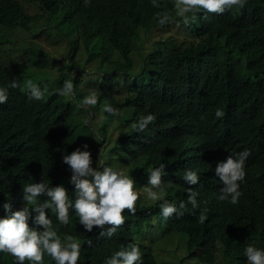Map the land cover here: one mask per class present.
<instances>
[{"label":"trees","instance_id":"trees-1","mask_svg":"<svg viewBox=\"0 0 264 264\" xmlns=\"http://www.w3.org/2000/svg\"><path fill=\"white\" fill-rule=\"evenodd\" d=\"M144 1L139 0V5ZM103 2L107 6L108 0ZM80 3L83 12L74 18L65 16V11L73 6L66 2L62 6V0H0V25L11 31V34L0 33V86L8 88V101L0 105V214H7L2 205L8 196L15 205L13 211L23 208V186L41 182L42 176L49 186L63 185L74 202V190L70 192L67 185L71 171L63 163V156L77 148L85 150L83 145L89 144L86 150H96L95 157L98 146L90 138L94 120L102 115L101 127H104L105 114L118 127L126 123L127 134L122 140L129 137L134 143L137 132L132 130V124L151 111L149 108L167 106L174 113L183 109L184 113L204 118L205 130L214 126L212 130L220 134L228 149L235 150V157L245 150L252 154L245 164L250 170L243 196L234 211L245 232L251 233L264 247V0H247L243 8L233 7L224 14L201 10L189 25L173 15L175 22L164 25L167 30L161 35L154 31L159 27L158 9L142 6V16L125 17L133 28L122 35L115 28L116 18L122 14L107 13L109 17L102 18L97 16L94 5L82 0ZM165 9L172 11L173 7L164 4ZM66 24L78 33L68 30L78 36L73 37L76 45L70 48L66 60L71 61L83 45L90 55L103 56L106 51L105 69L123 73L105 80L85 81L79 69L74 74L63 72L53 80L44 78L41 70L49 69L50 64L36 55L41 51L35 48L39 47L37 41L42 36L50 39L55 34L64 35L62 28ZM149 24L155 29L151 30ZM89 31L93 35H88ZM53 41L61 46L70 43L68 38ZM6 48L9 55L4 54ZM26 62L33 79L37 78L39 84L42 81L52 84V90L51 86L47 87L43 100H30L27 89L9 87L12 81L24 83L29 79L25 75ZM66 80L74 83L75 94L71 98L56 92ZM92 92L98 96L97 106L81 108L84 97ZM105 104L117 109L118 114L103 112ZM217 109L224 111L223 118H216ZM106 154L111 160L107 151ZM132 154L134 151L128 148L126 159ZM126 164V175L135 180L136 188L141 187L146 180L143 170L148 169H141L133 162ZM29 167H33L32 173L26 171ZM168 189L173 193L163 188L159 201L138 202L136 221L111 238L101 236L98 228L86 232L74 209H70L71 223L67 226L60 225L51 211H47L62 237L72 235L80 242L79 264H105L107 258L129 244L140 247L143 264H158L152 248L137 242V237L148 234L153 240L158 235L172 238L177 245L183 241L179 236H186L191 259L199 258L194 252L199 247L221 249L226 258H211V254L202 252L203 257L209 258L207 264H247L241 235L229 236L221 222H213L209 215L200 224V212L179 209L180 195L173 187ZM44 199L47 197L38 198V202ZM163 200L176 205L183 215L174 214L165 220L159 207ZM35 215L33 211V218ZM153 218L159 226L149 225ZM87 240L92 241L91 247ZM49 258L46 254L44 264H49Z\"/></svg>","mask_w":264,"mask_h":264},{"label":"clouds","instance_id":"clouds-1","mask_svg":"<svg viewBox=\"0 0 264 264\" xmlns=\"http://www.w3.org/2000/svg\"><path fill=\"white\" fill-rule=\"evenodd\" d=\"M82 1L87 5H94L97 16L102 18L109 17L111 13L122 14L115 22V28L122 35H126L133 28V25L125 21V17L142 16V13L144 14L142 6L160 10L156 13L158 29L154 30V26L149 25L151 30L164 32L167 30L164 25L175 22L173 15L181 19L185 25H189L195 22L201 10L210 14H224L233 7L243 8L247 4V0H145L139 5V0H108L105 6L103 0ZM65 2L66 5L73 6L65 11V16L69 17V14L75 18L83 12L80 0H62V6ZM164 4H170L173 10L163 11ZM66 25L69 27L70 24ZM69 28L78 34L75 28ZM4 32L11 34L8 27L0 25V33ZM88 35H93L92 31H89ZM55 38L62 39L64 35L55 34L50 39L42 36L39 42L37 41L39 47H35L41 50L36 55L50 64L49 69L41 70L44 78L53 80L63 72L74 74L79 69L83 71L85 81L95 78L105 80L123 73H114L105 69L106 51L103 56L90 55L87 47L82 45L71 61L66 60L65 57L76 42L72 40L69 45L61 46L59 42L53 41ZM43 39L48 42V48L41 44ZM80 50L85 53L84 62L78 61ZM4 54H10L8 48L5 49ZM11 54L14 55L13 52ZM92 62H94L93 67L89 68ZM66 64L68 65L64 67ZM27 65L25 75L29 79L24 83L18 80L12 81L9 87L19 88L21 91L27 89L30 100H43L48 91L47 87L51 86L52 90V84L49 81H42L39 84L37 78L31 77V68L28 63ZM56 92L62 97H73L75 94L73 81L66 80L63 87ZM7 101L8 88L1 84L0 105ZM97 104L98 96L92 92L84 97L80 107L95 108ZM149 109L151 111L144 113V116L131 126L132 130L137 132L134 143L129 141V137L127 140H122V136L127 134L126 123L118 127L103 114L104 127H101L102 115L92 123L94 132L90 138L99 150L95 157L93 155L96 150L91 152L86 150L89 144L83 145L85 150L77 148L71 154L63 156V163L71 171L67 185L70 192L74 190L76 197L74 202L69 199V192L63 185L49 186L43 176L41 182L23 186L25 206L20 210L13 211L15 205H12L11 197L8 196V201L2 205L7 214H0V217H3L0 218V260H2L0 264H44L46 254L50 257L49 264H79L80 242L72 235L65 234L62 237L58 229L53 226V219L49 218L47 210L51 211L60 225L67 226L71 223L70 209H74L79 224L86 232L91 233L94 228H98L101 230V236L106 235L111 238L116 232L131 227L136 221L138 202L148 199L159 201L162 198L163 188L170 191L168 189L170 187L180 195L179 209H193L200 212L198 216L200 224L205 223L208 219L207 215L213 222H221L226 234L242 236L247 264H264V247L251 233L245 232L240 217L234 211V206L240 204L243 196L250 170L245 164L246 160L250 161L252 154L245 150L235 157V150L228 149L222 142L220 134L212 130L214 126L206 131L204 128L207 127L206 120L193 113H184L183 109L174 113L167 106ZM101 110L110 115L118 114V110L110 104L103 105ZM224 115L221 109L215 112L217 119L223 118ZM128 148L134 151L129 160L126 159ZM106 151L111 160L108 159ZM100 155L102 158L99 157ZM119 159L124 160L122 167L126 162H133L141 169L142 167L148 169V171L143 170L142 175L146 180L141 187L136 188L135 180L126 175V172L111 167ZM105 160L106 163H103ZM126 166L127 171L128 165ZM32 170L33 167H29L26 171L32 173ZM42 196H46L47 199L42 203L38 202V198ZM159 207L165 220L174 214L183 215L177 206L168 200H163ZM33 211L36 213L34 218ZM149 225L159 226L155 218ZM179 237L183 241L181 245L176 243L175 245L186 254L187 259H191L189 255L187 256L188 241L184 240L183 236ZM160 240H164L163 235H158L155 240L150 234L137 237V242L149 246L153 252L155 243ZM147 241L149 244L146 243ZM86 243L89 247L92 246L91 240H87ZM194 252L200 259L198 257L191 259L193 264L209 262V258L202 256V252L211 254V258L215 256L222 259L224 256L221 249L215 248L199 247ZM4 260L6 263L3 262ZM105 264H143L140 247L136 244H129L127 248L122 247L107 258Z\"/></svg>","mask_w":264,"mask_h":264},{"label":"rangeland","instance_id":"rangeland-1","mask_svg":"<svg viewBox=\"0 0 264 264\" xmlns=\"http://www.w3.org/2000/svg\"><path fill=\"white\" fill-rule=\"evenodd\" d=\"M176 26H178V25H176ZM62 29L65 30L64 32H62L64 34V38H68L69 41L74 40L73 37L76 36V35L68 33V30H70L69 27L65 26ZM156 33H158V35H161L160 33H162V31L161 30H157ZM41 44H43L47 48L49 47L48 42L45 41L44 39L41 40ZM82 46H81V48H82ZM61 56L62 55H60L59 58H61ZM78 61H81V62L85 61V53H83L82 50H80V52L78 54ZM93 64H94V62L91 63L89 68L93 67L92 66ZM103 163H106V160L103 161ZM123 163H124V160L123 159H119L111 167H113L114 169L117 168V171H123L125 173L127 166L125 164L122 167ZM183 237L186 240V236H183ZM143 239L145 240V238H143ZM146 243L149 244V241H147ZM154 252H155V256H156L157 261H158L159 264H179V262H183L182 264H193V260L186 258V254L183 253L175 245V242L173 241L172 238L164 239L162 241L161 240L157 241L155 243V246H154ZM187 256H188V254H187ZM182 258H184L185 260H183Z\"/></svg>","mask_w":264,"mask_h":264}]
</instances>
